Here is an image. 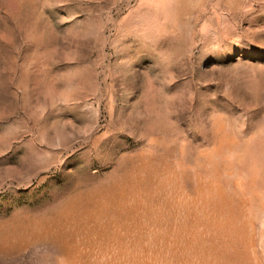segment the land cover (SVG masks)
<instances>
[{
	"label": "rangeland",
	"instance_id": "1",
	"mask_svg": "<svg viewBox=\"0 0 264 264\" xmlns=\"http://www.w3.org/2000/svg\"><path fill=\"white\" fill-rule=\"evenodd\" d=\"M0 264H264V0H0Z\"/></svg>",
	"mask_w": 264,
	"mask_h": 264
}]
</instances>
